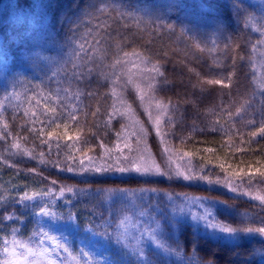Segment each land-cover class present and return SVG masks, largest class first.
Listing matches in <instances>:
<instances>
[{
    "label": "trees",
    "instance_id": "1",
    "mask_svg": "<svg viewBox=\"0 0 264 264\" xmlns=\"http://www.w3.org/2000/svg\"><path fill=\"white\" fill-rule=\"evenodd\" d=\"M14 7L19 11L14 19L0 25V103L5 106L4 118L11 132L7 141L0 140V160L7 159L14 165L9 167L0 163V196L5 198L4 203H0V210L6 206L8 211L14 209L19 219L0 223V247L3 240L12 239V228L19 229L17 239L27 243L37 239L33 233L44 229V224L31 210L14 204L13 198L22 191L31 193L52 186L51 180L57 181V189L73 186L80 193L71 204L57 201L54 211L64 217L70 211L76 215L80 229L92 226L101 234L107 227L105 222H110L112 226L107 227L105 236L114 243L116 225L133 209L119 201L113 204L108 199L109 189L125 188L135 192L155 189L213 198L227 205L226 209L217 211L220 222L238 228L264 226L261 223L264 204L232 194L222 183H215L217 178L223 181L225 177L244 183L251 180L248 184L252 189L256 186L257 190L259 186L264 192V183L260 182L264 178L256 171L264 164V138H251L248 133L255 128L250 129L243 122H237L233 127V120L222 111L233 106L234 112L235 107L251 100L256 127L264 120V106L260 103L264 95L256 84L254 71L259 51L264 50V0H16ZM97 9L105 11L101 13ZM102 36L101 43L90 50L92 41L101 40ZM81 44L96 62L103 60L107 64L116 52L123 56V52L135 51L152 64L162 66L164 77L159 78L160 86L156 92L160 99L166 103L171 101L175 106L170 112L171 123L166 121L164 125L167 144L181 155L191 153L187 158L191 160L195 174L207 176L213 181L210 186L139 176L83 177L59 170L52 163L41 164L39 159L26 160L14 153L9 146L19 141L25 148L33 150L35 156L44 151L45 159H59L64 167L67 149L62 148L57 157L55 146L49 153L46 146L42 147L39 140L21 126H30L23 112L35 107V99H40L41 104L50 94L53 98L59 94L64 99L65 93L60 89L65 88L81 95L79 101L65 99L64 103L78 104L88 113L87 116L83 112L80 114L81 142L78 147L82 151L92 149L89 154L98 157L104 152L100 142L110 148L113 146L115 133L120 131L123 123L117 118L106 125L105 113L111 110L113 103L108 95L110 84L98 72L88 75L86 67H93V64L88 58L81 59L84 56L80 52ZM18 57L19 61L23 60L21 71L12 70L8 63L10 58L16 60ZM74 64L78 67L74 68ZM73 72L83 73L82 78H74ZM204 78L221 79L224 84L201 85ZM13 92L19 93V99H6ZM89 92L93 95H87ZM130 101L138 109L137 101L132 97ZM17 104L21 106L19 109ZM97 107L100 115L93 119L91 111ZM252 118L245 115L241 120ZM76 131L73 127L70 134ZM209 148L212 151H207ZM237 148L243 151L238 152ZM220 164L224 169L219 167ZM33 168L40 174L28 171ZM232 172L240 175L229 176ZM89 188L91 193L83 194ZM98 190L100 196L95 195ZM161 233L168 245L189 261L264 264L261 261L264 239L257 236L227 242L199 233L184 222L175 230L165 226ZM146 255L153 264H181L160 252L153 256L149 248ZM131 264L143 262L131 260Z\"/></svg>",
    "mask_w": 264,
    "mask_h": 264
},
{
    "label": "snow or ice",
    "instance_id": "2",
    "mask_svg": "<svg viewBox=\"0 0 264 264\" xmlns=\"http://www.w3.org/2000/svg\"><path fill=\"white\" fill-rule=\"evenodd\" d=\"M101 13H104V9H97ZM100 28V25H97ZM91 35V32H89ZM101 40H93L89 45V49H93L95 45L100 44ZM85 43H88L85 40ZM122 51V49H121ZM80 52L84 53L81 59L88 58V62L93 64V67H86V71L89 76L93 72H98L104 77L106 81L110 84V93L108 95L111 97L113 103L111 105V110L105 113L106 125L111 124L113 120L117 118L127 119L130 123L128 125H121L120 131L115 133L117 143L114 147L110 148L100 142V147L104 149L103 155L94 157L89 154L92 149L88 151H82L78 145L81 142V132L79 130V120L80 114L83 109L78 107V104L67 105L64 103L65 99H75L80 100L79 92L70 93V89H60V91L65 93L64 99H61L59 94H50L44 97V103L41 104L40 99H35V107L25 109L23 112V117L29 121L30 126L22 125V129L26 127V130L34 136V138L39 140L42 147H47L49 153L51 152L53 146H55L57 152L56 155L59 157L61 155V149H67V153L64 154V167H61L59 159L54 161H49L45 159V152L40 151L38 157L33 154V150L27 148H22L19 141L10 144L11 149H16L18 154L27 156L31 159H39L41 164L52 163L53 167L59 170H66L69 173L83 174L87 172L95 174H103L107 172H117V173H136L141 176H175L177 178H183L184 180H206L208 183H213L209 180L207 176L195 175L192 173L191 161L188 160L187 166L178 163L177 161H183L186 157H190L191 153L184 152L182 155L179 153H172L168 147L163 148V152L169 154L167 157V170L161 168V166L156 163L155 159L152 157L150 151L145 145L143 148L140 147L143 139V135L146 134V130L141 126L139 132L135 130L136 125L140 124V121L135 118L130 106H125V101L123 99V92L128 86H134L138 94L141 105L145 106V112L147 113L150 120L153 121V125L156 130L157 136L160 137L161 143H164L163 134L161 133V126L165 122L162 117L168 116L171 109L175 106L172 105L171 101L165 103L162 100H158L155 97V92L157 91V85L159 83V78L164 77V71H162V66L159 63L152 64L151 67H147L150 61L146 60L139 53L133 51L132 53L123 52V56L119 52L113 54L111 61L107 64L103 63V60L96 62L95 58L89 56V52H85L84 45H80ZM78 55V53H74ZM105 57H107V52H105ZM136 56L140 64L145 65L144 69H141L139 64H132L129 68L130 63L129 57ZM73 67H78V65H73ZM132 69H136L134 72ZM83 73L77 75L73 72V77L76 79L82 78ZM224 81L216 78H204L201 80V85H223ZM231 87V85H225ZM262 95H264V80L259 84ZM87 95L91 96L93 93L89 92ZM19 99V93L13 92L6 99ZM29 100V104H31ZM260 103L264 106V100ZM20 104L16 105L19 109ZM157 110V115L153 117L152 108ZM230 106L228 109H222L226 112V115L233 120V127L237 122H243L246 127L255 128V130L249 131V136L255 138L257 136L264 138V120L261 121L260 125L256 127L255 109L253 102L251 100H246L240 104L239 107H235V111L231 110ZM123 109V110H122ZM249 109H253L249 112ZM4 111H6L5 106L0 103V140L7 141L8 137L11 135L9 130V124L4 118ZM85 116L88 115L87 112H83ZM100 115V108L97 107L95 110L91 111V116L93 119ZM251 115L253 118L246 121H242V116ZM167 122L171 123V117L168 116ZM219 124V121L215 122ZM75 127L77 131L70 134V130ZM132 129L131 131L129 129ZM215 131V127L212 129ZM223 131V128L221 127ZM237 132L239 130H236ZM135 138V147L133 146V139ZM21 139H26L22 137ZM122 142V146H121ZM243 143V139L241 140ZM127 150V151H125ZM207 151H212L211 148ZM236 151H243V149L237 148ZM76 153H80L79 156ZM0 163H4L9 167H14L13 164L9 163L7 159L0 160ZM219 167L224 169V165L220 164ZM30 173L39 175L36 169H29ZM260 177L264 178V164H262L260 169H256ZM229 176L238 177L239 172H232L228 174ZM251 175V174H249ZM254 178V177H253ZM264 183V180L260 181ZM51 185L49 187L43 188L39 191H22V193L13 198L14 204H20L25 210H31L32 214L37 217L47 218L48 221H59L64 220L63 215L58 214L54 211L57 207V201L63 200L65 204H71L73 198H78L79 194L77 189L73 186H59L55 187L57 184L56 180H51ZM217 184H223L232 192H237L240 188V184H235L234 181L224 178L223 181L217 178L215 181ZM251 183V180L248 181ZM155 193V189H142L140 193L135 191H129L125 188L119 189H109L108 199L114 204L117 201L129 206L133 210L137 207V201H139V206L143 207L146 203L145 196L147 193ZM91 193V188L84 191L83 194L88 195ZM143 194V195H140ZM243 195H251L249 191H242ZM96 196H100L101 192L98 190L95 193ZM150 197L149 201L150 202ZM176 199H179L177 197ZM176 199L169 195L168 200L170 205H174L172 208L173 215L170 218L167 217L165 213H160V216L164 217L165 225L171 222L172 226L182 223L178 217H188L190 216L193 223V227H198L199 224H203L205 229H211L215 232L221 233L224 236L232 237L238 233H259L264 235V226L253 228V227H232L231 225L218 222L212 208L205 204L204 201L207 197H191L189 198L186 194L183 196V201L181 203H176ZM252 199L261 201L264 204V195L257 193L252 196ZM5 198L0 196V203H4ZM213 203L222 204V201H212ZM191 205H196L202 212H192ZM227 206V205H225ZM188 208V212L185 213V208ZM138 216L140 218L148 217L145 220H134L133 216L124 215L123 219L119 221L116 225V243L123 245L124 248H130L132 254L141 258L143 264H153V261L149 259L145 253V246L149 248L153 256H158L159 251H170L164 244L160 243V238L163 233H161L160 220L156 217L151 216L146 210L139 211ZM0 223L3 221H13L15 222L19 219L15 214V210H0ZM67 221L69 223H75L76 215L72 212H68ZM40 223L39 221H37ZM107 227H111L110 222H105ZM264 224V220H261ZM107 227L102 235H107ZM19 229L12 228V239L3 240V246L0 247V252L3 253L4 259L0 261V264H67L71 260V264H100L99 261H94L91 254L84 249H80V253L77 256H73L69 251L68 246L61 242L56 236L50 234V232L45 231L43 228L39 232H34L33 236L37 237L32 243L24 242L17 239V233ZM46 242L50 243V246H46ZM155 246L154 248L152 246ZM61 252L67 255L61 258ZM107 264H112V261L108 260ZM199 264V260L196 262ZM208 264H212L208 261Z\"/></svg>",
    "mask_w": 264,
    "mask_h": 264
},
{
    "label": "rangeland",
    "instance_id": "3",
    "mask_svg": "<svg viewBox=\"0 0 264 264\" xmlns=\"http://www.w3.org/2000/svg\"><path fill=\"white\" fill-rule=\"evenodd\" d=\"M15 1L16 0H0V25L5 23V22L10 21L11 19H14V17L16 16V13L19 12L14 7ZM129 60H130V63L128 64L129 68L132 67L133 63L139 64L141 69L145 68V65L140 64V61L136 56H130ZM8 63H10L12 70L13 69H18L19 71L23 70V68H20V67H23V66H20L23 63V60L19 61V57L16 60H12V58H10V61H8ZM151 65H152V63H149L147 65V67H151ZM132 70L134 72L136 71V69H132ZM254 71H255L256 84L258 85V88H260L259 84L262 82V80H264V50L259 51V54H258L256 61H255ZM159 86H160V82L157 85V89ZM130 92H132V94L129 95L128 93H130ZM131 97L137 101L138 109H136L133 106L132 102L130 101ZM155 97L158 100H162L158 97L157 92H155ZM123 99L125 101V106H130L132 112L135 115V118H137L140 121V124L136 125L135 130L137 132H139V129L141 126L146 130V134L143 135V139H142V143H141L140 147L143 148L146 145L148 150L150 151L152 157L155 159L156 163H158L161 166V168L166 171L167 170V157L169 154L164 153L163 148L168 147L172 153H177L173 149L172 145L170 146L169 144H167L168 143L167 137H166L167 133H166V130L164 128L165 122L167 121L168 116H170L171 110L169 111L168 116L162 117V119L165 121L161 126V133L163 134V138H164V143L162 144L160 137L157 136V134H156V130H155V127L153 125V121L149 119L147 113L145 112V106L141 105V102L139 100L138 94H137L134 86H128L124 90ZM162 101L165 102V100H162ZM151 111H152L153 117H155L158 114L157 110L154 107L151 109ZM141 114H142V116H141ZM120 120L122 121L123 125H128L130 123L127 119H121L120 118ZM129 130L131 131L132 129L130 128ZM132 139H133V146L135 147V143H134L135 138L133 137ZM115 143H117V139L114 142L112 147H114ZM121 146H122V142H121ZM22 148H25V147L22 145ZM158 148H161V150L158 151ZM13 151L20 158H23L26 160L31 159L27 156L18 154L16 149H13ZM125 151H127V150H125ZM188 160H190V159L186 157L185 160L177 161V162L181 163L182 165L187 166ZM191 168H192V173L195 174L192 163H191ZM75 174H78V173H75ZM78 175L83 176V177L139 176V177H143V178L174 179V180L184 181V182H188V183H196V184L208 185V186H210V184H211V183H208L206 180H200V179H194V180L188 181V180H184L183 178H177L175 176H172V177H168V176H141V175L136 174V173L107 172V173H103V174H95V173L87 172V173L78 174ZM197 175H201V174H197ZM235 184H240V188L238 189L237 192H232L227 187H226V190L232 194H237V195H240V196L246 197L248 199H251L253 201L261 203V201H259V200L252 199V196L256 195L257 193H259L260 195H264V192L260 190L259 186L257 187V190H255L256 186H254L255 189H252L250 184L244 183L242 180L234 181V185ZM242 191H249L251 193V195H243V194H241ZM137 193H140V192L138 191ZM140 195H143V194H140ZM169 195L173 196L174 199L179 197V199H176V203H181L183 201V196L185 194H180V193L170 194V193H165V192H161V191H156L155 193L149 192L145 196V201H146L145 205L143 207H141V206H139V201H137L136 202L137 207L135 208V210H133V212L129 216H133L134 220H145L148 217L140 218L138 216V213H139V211L146 210L151 216L156 217V219L160 220V222H161V227L159 230L160 232L164 230L165 226H169V229L175 230L178 227V224L176 226H172L171 222H169L167 225H165L164 217L160 216V213L163 212L167 215V217L169 218V221H170V218L173 215L172 208L174 207V205L169 204V200H168ZM187 196L189 198H191V197H203L200 195L199 196L187 195ZM149 197L151 198L150 202H148ZM212 201H219V200H215L213 198H208L207 200L204 201V203L209 205L212 208V210L216 216V220L218 222H220L218 220V217H217V211L219 209L224 210V209H226L227 206H225V203H222V204L213 203L212 204L211 203ZM190 207H191L192 212H197V213L202 212V209H200L196 205H191ZM187 212H188V208L186 207L185 213H187ZM37 218L44 224V230L45 231L50 232V234L56 236L61 242L65 243L68 246L69 251L72 253L73 256L79 255L80 249H84L85 251H88L91 254L94 261H99L100 264H107L108 260L112 261V264H131V260H133L134 262L142 261L140 257L132 254V250L130 248H124L123 245L114 243L113 241H111V239H109L105 235H102L100 232H98L92 226H86L83 229H80L78 226V223L76 221H75V223H69L67 221V217H65L64 220H59V221H48L47 218H44V217H37ZM178 218L181 220V222H184V223H189L191 225H193V223H194L191 221L190 216L178 217ZM194 229L197 232L202 233L204 235L210 236V237L215 238V239L227 241V242H236V241L240 240L242 237L251 238L253 236L254 237L257 236L259 238L264 239V235H261L259 233L248 234V233H243V232L238 233L232 237H227V236H224L223 234L215 232L211 229H205V227L202 223L199 224L198 227H194ZM160 243L164 244L168 249H170V251L160 250L159 252L161 254L166 255L168 257H172L174 259H177L181 264H196L197 260L193 259V260L189 261V260L183 258L178 252L173 250V248L170 247L168 245V243L165 241L163 236L160 238ZM113 245H116L115 250L112 249ZM46 246H50V243L46 242ZM152 247L154 248L155 246L153 245ZM147 249H148V247L145 246V253H146ZM65 255H67V254L63 253V252H61V254H60L61 258ZM4 258L5 257L3 255V253L0 252V261H2ZM261 261L264 263V251L261 252ZM67 264H71V260H69L67 262ZM199 264H208V263L199 262Z\"/></svg>",
    "mask_w": 264,
    "mask_h": 264
}]
</instances>
